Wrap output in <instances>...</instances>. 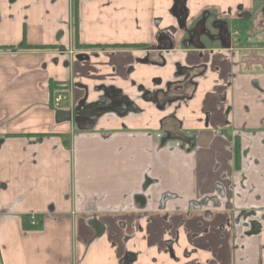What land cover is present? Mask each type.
I'll return each mask as SVG.
<instances>
[{"label":"crops","instance_id":"crops-1","mask_svg":"<svg viewBox=\"0 0 264 264\" xmlns=\"http://www.w3.org/2000/svg\"><path fill=\"white\" fill-rule=\"evenodd\" d=\"M171 2L0 0V264H264V64L153 48Z\"/></svg>","mask_w":264,"mask_h":264},{"label":"flooded vegetation","instance_id":"flooded-vegetation-1","mask_svg":"<svg viewBox=\"0 0 264 264\" xmlns=\"http://www.w3.org/2000/svg\"><path fill=\"white\" fill-rule=\"evenodd\" d=\"M167 13L173 19V23L157 32V43L153 48L161 52L169 51L175 45L176 39L179 40L182 46L189 47L191 45L199 49L219 45L227 50H232V53L233 51L238 52L237 63L242 64L247 59V54L240 53L239 50H245L247 47H251L250 49L255 50L257 65L262 67V64H264V35L262 34V31H264L263 17L261 16L256 20L255 13L245 10L242 3L227 5L222 8L211 4L204 6L195 17H192L188 6V0H172ZM255 22L260 26L256 31L253 30L254 28L250 29L251 32L255 31V33L248 36V30L246 28V37L241 38L240 32L236 27L243 23H251L252 26H254ZM174 67L175 69L172 76L176 81H167L165 89H160L156 92L167 95L168 100L166 105L175 104L174 109H177L178 104L176 105V102L179 101L177 95L184 88L183 85L185 84L187 87L192 86L194 89L195 82L193 81L194 75H190V67H183L179 63H176ZM194 68L199 69V75L204 73L206 65L201 64ZM178 78H180V80H177ZM256 85L260 93L259 97H261L264 88L258 81ZM73 112L74 111L70 113L71 117H74ZM172 244L173 241H169L166 247L171 257H173V252L171 250Z\"/></svg>","mask_w":264,"mask_h":264},{"label":"built area","instance_id":"built-area-1","mask_svg":"<svg viewBox=\"0 0 264 264\" xmlns=\"http://www.w3.org/2000/svg\"><path fill=\"white\" fill-rule=\"evenodd\" d=\"M81 1H87V0H81ZM70 90H71V87L67 86L66 89L64 90H57L55 93H54V96L52 98V105L54 108L58 109L62 103V101L64 100H67L69 97H70ZM33 217H31L32 219ZM31 222V221H30ZM33 224V222H31Z\"/></svg>","mask_w":264,"mask_h":264},{"label":"rangeland","instance_id":"rangeland-1","mask_svg":"<svg viewBox=\"0 0 264 264\" xmlns=\"http://www.w3.org/2000/svg\"><path fill=\"white\" fill-rule=\"evenodd\" d=\"M81 1V0H80ZM81 2H83V1H81ZM248 26L246 25V24H241V25H238L237 27H236V29L237 30H239V32H240V37L241 38H245L246 37V33H245V30H246V28H247ZM69 100H64V101H62V103L61 104H63L64 102L65 103H67ZM70 114V113H69ZM70 117H71V114H70Z\"/></svg>","mask_w":264,"mask_h":264},{"label":"trees","instance_id":"trees-1","mask_svg":"<svg viewBox=\"0 0 264 264\" xmlns=\"http://www.w3.org/2000/svg\"><path fill=\"white\" fill-rule=\"evenodd\" d=\"M20 46H23V43H22V44H20Z\"/></svg>","mask_w":264,"mask_h":264}]
</instances>
